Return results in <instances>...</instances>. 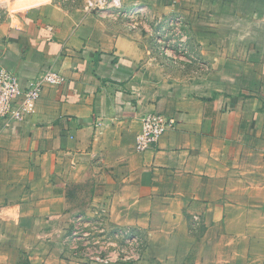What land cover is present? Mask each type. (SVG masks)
Listing matches in <instances>:
<instances>
[{"label": "crops", "instance_id": "crops-1", "mask_svg": "<svg viewBox=\"0 0 264 264\" xmlns=\"http://www.w3.org/2000/svg\"><path fill=\"white\" fill-rule=\"evenodd\" d=\"M122 3L148 16L49 1L0 22L23 87L63 78L0 120V264H92L67 237L98 213L143 241L134 264H264V0ZM149 113L178 126L138 153Z\"/></svg>", "mask_w": 264, "mask_h": 264}, {"label": "built area", "instance_id": "built-area-1", "mask_svg": "<svg viewBox=\"0 0 264 264\" xmlns=\"http://www.w3.org/2000/svg\"><path fill=\"white\" fill-rule=\"evenodd\" d=\"M100 3L106 4L105 0ZM116 10L123 11L126 17L142 12L138 5L124 10L120 0H113ZM87 6L88 10H104ZM111 5L108 6L110 8ZM63 81L54 69L50 68L33 78L26 87L21 85L18 74L0 65V120L8 124H19L25 116L34 111L38 100L47 86L58 85ZM142 129L138 134L135 150L144 153L150 150L168 131L176 129L178 121L158 113H149L142 118ZM101 213L95 218L77 217L74 227L67 237L71 249L83 255L92 264H134L142 259L144 243L130 229H107Z\"/></svg>", "mask_w": 264, "mask_h": 264}, {"label": "rangeland", "instance_id": "rangeland-1", "mask_svg": "<svg viewBox=\"0 0 264 264\" xmlns=\"http://www.w3.org/2000/svg\"><path fill=\"white\" fill-rule=\"evenodd\" d=\"M49 1H55L58 3H62V4H73L74 6H83L86 8H87V6H89L90 3L93 4V8H97V9H101L104 6L103 3H100L101 0H0V22L5 21L6 19H11V20L12 19H18L24 13H28L30 10L38 7L39 5L47 3ZM105 1H106V4L104 6V10H98V11H104L105 13H107L108 11H112L111 14L113 12H116V15L120 14L121 16L126 17L122 14L121 11L116 10V8H114L112 6V5H115L113 3V0H105ZM120 1H121V4H123L122 0H120ZM109 5H111L110 8H108ZM138 5H140V4H138ZM122 7H124V6H122ZM147 11L148 10L143 9L142 12L139 13V15L141 16L143 14V16L146 17V16H148ZM109 14L107 13L106 15L109 16ZM135 17H137V16H135ZM154 18L161 19L162 17L160 15V17L154 16ZM165 28L168 30V26H166ZM162 30H161V34H165L164 33L165 29L162 28ZM164 44H166V42H164ZM173 45L175 47L170 49V51L163 48L164 46H162V50H163V53H165L167 55V57H168V55L171 56L170 61H169L170 65H171L170 70L174 69L176 73L182 74V69L185 68L186 65L188 67H193V66L190 62H188V59H190V58L183 57V54H182L183 45L178 43L177 40H176L175 44H173ZM165 46L167 47V45H165ZM173 55L176 57V59H174ZM191 61H193V59H191Z\"/></svg>", "mask_w": 264, "mask_h": 264}]
</instances>
